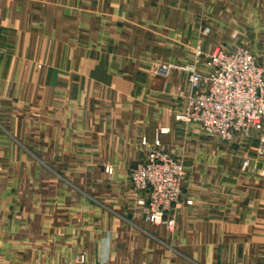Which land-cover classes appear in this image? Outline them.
Wrapping results in <instances>:
<instances>
[{"label":"crops","instance_id":"crops-1","mask_svg":"<svg viewBox=\"0 0 264 264\" xmlns=\"http://www.w3.org/2000/svg\"><path fill=\"white\" fill-rule=\"evenodd\" d=\"M226 3L235 0H0V117L22 122L0 125V145L25 164L26 108L37 103L39 164L104 189L60 191L69 200L40 204L37 223L0 195V264H264V186L227 189L230 176L209 173L223 171L224 142L177 119L195 48H214L207 6ZM161 60L167 76L155 71ZM156 141L187 172L173 228L146 220L147 194L129 180Z\"/></svg>","mask_w":264,"mask_h":264},{"label":"built area","instance_id":"built-area-1","mask_svg":"<svg viewBox=\"0 0 264 264\" xmlns=\"http://www.w3.org/2000/svg\"><path fill=\"white\" fill-rule=\"evenodd\" d=\"M159 71L167 75L169 68ZM189 83L192 93L187 108L177 114L178 120L223 142L264 129V63H259L249 48L230 51L217 47L209 53L199 49ZM185 175L183 162L158 141L130 168L133 191L147 194V198L138 199L146 220L175 226L174 208L182 195ZM85 260L84 253L76 256L78 262Z\"/></svg>","mask_w":264,"mask_h":264},{"label":"rangeland","instance_id":"rangeland-1","mask_svg":"<svg viewBox=\"0 0 264 264\" xmlns=\"http://www.w3.org/2000/svg\"><path fill=\"white\" fill-rule=\"evenodd\" d=\"M252 13H254V20L248 19L249 14ZM203 33L207 35L206 39L213 44V50L217 47L227 49L244 46L254 53L259 63H264V0H249L248 2L247 0H235V4L208 5ZM199 49L202 50L200 46H197L193 52L191 69ZM164 67L169 68V74L171 65L163 62V60L160 61L155 71L158 74L167 76L168 74L159 71ZM37 108V103L34 110H30L29 107L26 108L25 164H22V151L19 148H16L14 154L9 155L8 158L7 153L10 150L2 148L0 145V192H3L0 195H8L6 191L9 190V195L12 194L16 204L26 205L27 217L36 216L35 223H37L36 211L40 204L54 206L56 204L55 199L59 201L69 200L67 199L69 196L64 199L63 193L60 192L62 190H88L91 194L92 191L95 192L94 194H99L104 190L102 189L103 183L100 181L86 182L80 179L64 181L57 178L53 170L45 169L39 164L40 148L42 150L40 138L43 137V134L39 131L40 119ZM262 122L264 124V119ZM12 124L21 126V119L7 116L0 117V125L5 127V125ZM20 136H22L21 133ZM224 145L227 147V154L224 155L222 160L223 171L221 172L219 168L213 169L209 173L214 176L218 174L230 176L228 181L223 180L227 189L245 190L254 187L262 190L264 186V129L254 131L249 136L238 137L231 142H224ZM108 171L110 172L109 169ZM186 179L187 172L185 182ZM105 189H107V186ZM57 191H59L58 195L56 194ZM56 195L57 197H55ZM80 196L79 194L77 199H82ZM3 197L0 196V199ZM3 200H5V197ZM97 200L101 201V199L95 198L96 205ZM188 203H192V200H189ZM32 209L35 213H29Z\"/></svg>","mask_w":264,"mask_h":264}]
</instances>
